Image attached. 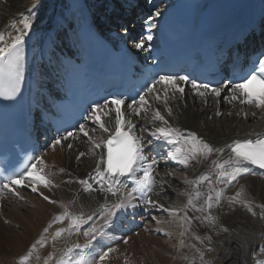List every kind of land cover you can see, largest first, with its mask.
<instances>
[{
    "label": "bare ground",
    "instance_id": "6f19581e",
    "mask_svg": "<svg viewBox=\"0 0 264 264\" xmlns=\"http://www.w3.org/2000/svg\"><path fill=\"white\" fill-rule=\"evenodd\" d=\"M85 1L93 14L97 16L106 11H111L112 17L117 15L118 0ZM208 1L210 0H204V2ZM256 1L262 3V0ZM33 3H38L39 7L30 14L28 9ZM68 12L69 0H0V32L5 33V44L11 43V38L17 34L16 29L22 27L19 20L23 16H30L32 21L30 33L25 37V42L30 44L32 51L26 73L29 84L28 96L31 98H37L41 89H50L52 79L48 72L44 53L46 46L56 48L65 41L64 31L69 26ZM112 19L114 20V18ZM106 29L114 33L115 39L120 33L118 31H121L120 29L112 30L111 25L107 26ZM159 94L161 96L159 101L156 98L148 100L149 106L146 108V115L142 112L141 115L136 116L130 109L121 108L125 114V120L131 119L137 125L135 131L139 136L147 135V133L142 132V128L146 127L151 130L160 126L159 122L156 124L151 122L153 113L159 110L172 127L181 129L185 135L187 132H194L213 148L225 149L222 153H212L207 159L197 157L196 160H191L186 168L172 161L159 160L155 171L157 184L155 187L157 190L159 183L162 189L154 192V187V193L150 195V198L167 208L184 209L186 195H181V193H193L194 189L193 184L189 190L186 188L188 182L195 181L205 173L211 174L212 178L215 179L213 161L222 163L228 159L230 152V149L227 148L228 145L233 141L247 139L264 132V107L257 108L255 103L245 106L238 100L218 101L211 96L204 98L184 92L183 96L177 93L175 97L168 100L167 107L172 109V115L169 116L164 104L162 90ZM217 111L220 113L219 116L216 115ZM102 118L106 124L114 128V111L108 116L102 114ZM88 130L93 139L107 136V133H103L92 121L88 124ZM68 143H72L71 149L67 147ZM160 143L163 145L162 155L166 156L171 146L163 142ZM90 147L88 138L83 137L82 134H77L75 139L69 138L68 141L63 142V146L42 147L39 152V157L44 161L41 174L51 180L54 186L44 188L42 185H38L36 193H33L30 187L14 186L15 191L18 192L17 196L12 191L3 189L0 185V217H3L4 222H8V224H4L1 221L2 218L0 220V264H18L19 258L27 254L30 246L42 235L45 237L46 243L43 247L37 245L29 264L35 261L38 262L37 264H44L49 254L53 255L51 264H55V260L59 258L66 247L73 244L83 246L87 243L83 230H87L92 224L101 225V219L94 217L92 221L81 226V232H73L72 235L63 233L60 236L63 239L57 238L55 241L52 240V235L58 229L57 226L52 225L47 236L43 232L55 220V217L61 215L65 209L70 214H83L86 218L88 215L97 212L100 205L105 203L102 193L98 191L84 192L83 186L77 182L81 179H88L90 174L94 175L99 150L93 155L89 152ZM80 152H84L85 155L77 160L76 157ZM162 165L165 167L160 168ZM61 169L64 171L61 172ZM174 170H182V178L175 177ZM170 178H175L176 180H174L178 184L180 183L182 188L177 190L172 188L170 185L174 183V180L170 185L165 181V179L169 180ZM219 181L220 190L223 193L221 201L223 204L222 209H216L217 229L209 230L200 220L198 222L194 220L191 225H184L177 222L179 221L178 215L175 218L162 210L143 208L141 205V208H138L135 213L132 209L122 212L115 227L104 228L103 234L97 237V241L93 242L91 248L77 249L73 253V257L76 258V253L79 252L89 259L98 260L99 253L111 248L113 251L104 264H117L119 261L122 264V259H125L120 251L122 248L117 249L115 246L127 247L126 244L120 243V240L129 235L131 243L128 244L129 248L141 255V259L135 261L136 264H189L192 251L196 245L193 240L194 237L191 236L192 231L193 234L201 238L205 236L212 238L211 244L207 240H203V248L200 247L208 264H255V259L261 258L260 253L264 251V219L260 218L264 214V209L257 207L264 205V175L250 167L247 174L232 182L231 185ZM206 183L195 186L196 190L206 195L208 193ZM93 186L98 187L95 184ZM237 191H242L241 199L253 205L256 216L248 213L240 204H228L227 197L233 196ZM155 194L158 195L157 199L154 198ZM4 195L8 197H4ZM44 195L55 200L56 203L52 204L45 201ZM20 197L29 201V205L17 204L15 199ZM114 199H118V197H109V203L113 202ZM200 199L203 200L204 197ZM83 205L89 206L90 210H85ZM64 222L66 224H61V228H67L68 220L65 219ZM128 226H130L129 229ZM224 227L228 228L229 231L218 234V229ZM182 232L184 233L183 236L181 235ZM150 241L157 243L155 251L151 247L149 249L148 242ZM181 241H183V245ZM207 246L213 251L208 252L204 248Z\"/></svg>",
    "mask_w": 264,
    "mask_h": 264
},
{
    "label": "snow or ice",
    "instance_id": "6c2138e0",
    "mask_svg": "<svg viewBox=\"0 0 264 264\" xmlns=\"http://www.w3.org/2000/svg\"><path fill=\"white\" fill-rule=\"evenodd\" d=\"M38 7V3H33L28 9L29 13L31 14ZM156 15H159V12ZM14 24L15 21L13 22V26ZM19 24L22 27L16 29L17 34L11 38V43L5 44V33L0 32V97L5 100H11L19 93L20 84L24 77L23 45L25 43V37L29 35L32 28L30 16H23L19 20ZM146 39L151 40L152 36L148 35ZM134 46L142 50L144 43L142 41H134ZM189 83L195 95L201 97H204L206 94H211L216 97L221 96V87H210L207 83H197L195 79L189 80L187 75H159L158 78L153 79L150 84L144 87L139 93L138 100L133 98L128 103L121 98H112L110 100L105 99L103 103H95L93 105L84 119L86 121H92L103 133H107L106 137L93 139L89 133L87 124L80 123L76 134L72 131H65L52 141L50 147L55 148L57 145L63 146V142L68 141L69 138L75 139L77 134H82L83 137L88 138L91 145L89 148L90 153L95 155L97 150H99V158L96 161L94 175L90 174L88 179H81L77 182L83 186L84 192L98 191L104 195L105 199V203L100 205L99 210L88 215L86 218L83 214H70L67 209L61 215L55 217L53 222L63 223L67 219L68 226L67 228L57 229L52 235L53 241L63 233L72 235L73 232H81V226L92 221L94 217H98L102 221L100 226L92 224L87 230H83V235L87 239V243L83 246L73 244L66 247L59 258L55 260V264H104L113 249L108 248L107 251L99 253L98 260L95 258L89 259L79 252L76 253V258H74L73 253L82 247L85 249L91 248L93 242L97 241V237L103 234L104 228H113L116 226L122 212H126L127 209H132L135 213L138 208H141V205H143V208L162 210L169 215H175L178 211L192 208L196 212L203 214L202 223L206 228L209 230L217 229V217L211 213L214 206H218L221 203L223 193L215 192L212 187L213 179L211 174H202L195 181L189 182L194 185L193 193L195 197L197 199L204 197L203 204L200 206L194 203L193 193H181V195H187L189 197L184 209L164 207V205L152 200L150 194L156 185L155 171L159 164L156 150L162 147V143L160 142L171 147L168 149L166 156L161 154L159 158L175 162L185 168L188 167L191 160H196L197 157L207 159L212 153H222L225 149L213 148L194 132H187L185 135L181 129L172 127L159 110L153 113L151 122L153 124L159 122L160 126L154 127L151 130L146 127L142 128V132L147 133V135L138 136L135 134L137 125L131 119L125 120V114L121 109L122 105H126L134 115L139 116L142 112L146 115V108L149 106L146 94L156 92L157 95L155 98L159 101L161 99L157 89L159 85L162 86L167 113L171 116L172 109L167 107L168 100L175 97L177 93L183 96L185 89L181 85ZM227 90L231 92V95L225 96L224 99L229 102L239 99L241 104L255 103L257 108L264 107V54H261L257 61L252 63L251 68L239 78V82L231 83ZM113 111L115 112L114 128L106 124L102 118V114L103 116H108ZM216 115H220L219 111H217ZM67 147L71 149L73 147L72 143H68ZM227 148L230 149L227 160H224L222 163L213 161L216 180H221L227 185H231L232 182L247 174L250 167L264 170V137H257L255 140L234 141ZM150 153L152 154L151 158L149 156ZM84 155V152H80L76 159L80 160ZM35 161L29 163L24 171L18 174H0L3 189L12 191L13 194L18 196V192L15 191L14 186L30 187L33 193L38 191V185H42L44 188L54 186L51 180L41 174L43 172V159L36 157ZM60 171L63 172L64 169ZM169 175L171 174L169 173ZM204 182H207L209 186L206 195L196 190L195 187ZM94 184L98 185V187H94ZM109 197H118V199H114L113 202L109 203ZM241 197L242 191H237L233 196L227 197V202L229 205L240 204L248 213L256 216L253 205L241 199ZM20 198L22 199V197ZM43 199L52 204L56 203L55 200H51L46 195L43 196ZM257 207L264 209V205H258ZM195 218L198 220L201 219L200 216ZM260 218L264 219V214ZM182 219L191 225L192 218L188 217L187 214ZM156 222L161 223L160 221ZM50 227L51 224L43 232L47 233ZM228 231L226 227L219 228L218 234L220 232L227 233ZM181 235L183 236L184 233L182 232ZM194 238L198 241H202L203 239L207 240L209 244L212 243L210 236L203 238L195 236ZM45 243V237L42 235L40 239L36 240L30 246L27 254L19 258L18 264H28L37 245L43 247ZM181 244L183 245V241H181ZM207 251L211 252L213 249L209 248ZM197 252L200 258L199 264H208L204 260V253L200 252L199 249H197ZM260 257L255 259V264H264V251L260 253ZM52 260L53 255L49 254L44 264H49ZM190 264H195V261H190Z\"/></svg>",
    "mask_w": 264,
    "mask_h": 264
},
{
    "label": "rangeland",
    "instance_id": "374dc122",
    "mask_svg": "<svg viewBox=\"0 0 264 264\" xmlns=\"http://www.w3.org/2000/svg\"><path fill=\"white\" fill-rule=\"evenodd\" d=\"M180 172H178V171H175L174 170V174H175V177L177 176V178H182V174H183V171L182 170H179ZM177 174V175H176ZM181 175V176H180ZM175 179V178H174ZM173 178H170L169 180L168 179H165V181H167L168 183H169V185L173 182V180H174ZM213 179V178H212ZM176 180V179H175ZM174 180V183L172 184V185H170L172 188H174V189H180V188H182V185H179L176 181ZM192 185V183H189L188 182V186L186 187V188H188V190L190 189V186ZM161 189H162V186H159ZM209 188V186H208V184L206 183V188ZM212 187L214 188V190H215V192H221V190H220V187H221V185H220V181L219 180H216V179H213V185H212ZM159 188V189H160ZM163 188H164V185H163ZM158 190V189H157ZM207 192H208V190H207ZM184 193H186V192H184ZM213 195H214V193H213ZM6 195H4V197H5ZM194 196V195H193ZM6 197H8V196H6ZM156 197V199H157V197H158V195L157 194H155V196H154V198ZM193 200H194V203L195 204H199V206L201 205V204H203V200L202 199H197L195 196H194V198H193ZM3 201H5V200H3ZM7 201H10V200H7ZM15 201L17 202V204H20V203H23V204H25V205H29V201H27L26 199H24V198H18V199H15ZM187 201H188V196L186 195V197H185V204L184 205H186V203H187ZM222 202L218 205V206H214L215 207V209H213L212 210V215L213 216H215V217H217L216 216V214H217V211H216V209L217 208H219V209H222L221 207H222ZM0 207H1V204H0ZM83 208L85 209V210H90V207L89 206H86V205H83ZM184 208V207H183ZM146 212H148V211H146ZM149 213V212H148ZM148 213H146V215L148 216ZM185 214H187V216L188 217H191L192 218V222H191V224L194 222V220H196L195 222H198V219H196L195 217H197V216H200L201 217V219H199L200 221H201V223H202V218H203V214L202 213H199V212H196V211H191V209L190 208H188V209H185V210H183V211H181L180 213L179 212H177L175 215H173L175 218L177 217V215H178V220L179 221H177V222H179V223H183L184 225H189V224H187L186 222H184V220L182 219L184 216H185ZM1 218H2V220H1ZM0 220L4 223V224H8V222H4L3 221V217L1 216L0 217ZM63 223L64 224H66V222H64L63 221ZM63 223H61V222H54V223H52L51 222V226L53 225V226H57L58 227V229L59 228H61L60 227V225L61 224H63ZM203 224V223H202ZM59 225V226H58ZM189 228V227H188ZM44 235L45 236H47L48 235V232L47 233H44ZM129 236V235H128ZM128 236H126L124 239L122 238L121 240H120V243H122V244H126V246L127 247H125V248H123V247H117V246H115L117 249L118 248H122L120 251L123 253L122 254V256L124 255L125 256V259L123 260L122 259V262L123 263H126V264H136V262L135 261H138L137 259H141V255H139V254H136V252L135 251H133V249L132 248H129V243H130V238L128 237ZM157 237H158V235H156ZM191 236H193V237H195V236H197V235H195V234H193V232L191 231ZM58 239H63V237H59ZM194 241H195V243H196V245H195V247H194V249H193V251H192V258H191V260L190 261H195V264L197 263V264H199V253L197 252V249H199L200 250V247H202L203 248V239H202V241H198V240H196L195 238L193 239ZM125 241H127V243H125ZM131 244V243H130ZM114 247V246H113ZM112 247V248H113ZM148 247H149V249H150V247H151V249L152 250H156L157 249V243L156 242H153V241H150V242H148ZM206 250L207 249H209V247L207 246V247H204ZM200 252H202L201 250H200ZM137 256H138V258H137ZM219 256L221 257V254H219ZM126 260H127V262H126ZM204 260H206L205 259V254H204ZM29 262H30V260H29ZM29 262H28V264H29ZM34 262V261H33ZM38 262L37 261H35L34 263H31V264H37ZM109 263V262H108ZM122 263V264H123ZM216 263H218L217 261H216ZM49 264H51V261L49 262ZM117 264H121V261H119ZM189 264H190V262H189Z\"/></svg>",
    "mask_w": 264,
    "mask_h": 264
}]
</instances>
